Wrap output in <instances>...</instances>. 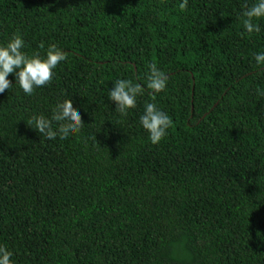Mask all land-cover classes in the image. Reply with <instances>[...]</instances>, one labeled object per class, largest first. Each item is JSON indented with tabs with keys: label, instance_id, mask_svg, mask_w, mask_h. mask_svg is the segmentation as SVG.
Masks as SVG:
<instances>
[{
	"label": "trees",
	"instance_id": "obj_1",
	"mask_svg": "<svg viewBox=\"0 0 264 264\" xmlns=\"http://www.w3.org/2000/svg\"><path fill=\"white\" fill-rule=\"evenodd\" d=\"M179 2L0 0V44L18 33L29 55L67 54L31 96L11 73L0 93V245L13 264H264V19L249 34L254 0ZM151 64L166 89L121 116L112 82L143 85ZM65 99L78 134L30 127ZM146 102L172 121L156 144L138 119Z\"/></svg>",
	"mask_w": 264,
	"mask_h": 264
},
{
	"label": "clouds",
	"instance_id": "obj_2",
	"mask_svg": "<svg viewBox=\"0 0 264 264\" xmlns=\"http://www.w3.org/2000/svg\"><path fill=\"white\" fill-rule=\"evenodd\" d=\"M187 4L188 0H180L179 9L183 11ZM242 15L245 17L244 30L249 34L258 33L260 25L256 21L264 19V0H254L242 10ZM24 47L25 41L18 33H13L6 43L0 44V93L12 86L8 79L11 73L22 92L31 96L36 88L52 81L57 65L67 58L65 51L54 43L47 46L43 56L39 52L29 55L23 51ZM39 47L44 48V45ZM253 59L256 65L264 67V51L254 53ZM167 82V74L151 64L143 85L132 79L118 78L112 82L107 98L115 102V111L125 116L129 109L136 107L137 97L143 95L144 91L150 90V96L158 94L166 89ZM257 93L264 96V88H257ZM138 119L152 144L159 143L172 124L169 115L154 102L144 104ZM53 121L56 122L55 128L52 126ZM29 123L31 128L47 140H54L59 136L65 141L78 134L84 125L80 113L74 110L72 100L69 99L56 104L51 118L33 114ZM12 256V251L0 245V264H13Z\"/></svg>",
	"mask_w": 264,
	"mask_h": 264
}]
</instances>
